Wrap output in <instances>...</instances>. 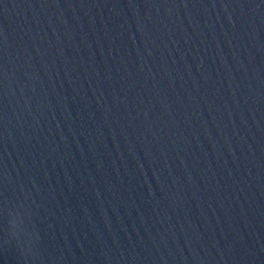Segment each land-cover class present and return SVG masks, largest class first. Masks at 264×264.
<instances>
[{
  "label": "water",
  "instance_id": "95a60500",
  "mask_svg": "<svg viewBox=\"0 0 264 264\" xmlns=\"http://www.w3.org/2000/svg\"><path fill=\"white\" fill-rule=\"evenodd\" d=\"M0 264H264V0H0Z\"/></svg>",
  "mask_w": 264,
  "mask_h": 264
}]
</instances>
